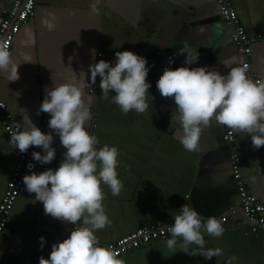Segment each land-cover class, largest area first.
Returning <instances> with one entry per match:
<instances>
[{"label": "crops", "instance_id": "obj_1", "mask_svg": "<svg viewBox=\"0 0 264 264\" xmlns=\"http://www.w3.org/2000/svg\"><path fill=\"white\" fill-rule=\"evenodd\" d=\"M13 1L0 0V21ZM233 2L248 33L262 34L252 44L248 75L264 81V0ZM99 7V13H94L89 0H37L35 14L22 24L13 43L12 54L20 62L19 79L7 81L0 72V94L13 122L21 125L29 116L42 131H52L50 114L37 111L45 89L71 81L74 75L79 81L81 70L85 71L84 99L91 111L86 127L100 141L97 148L105 143L118 147L117 173L123 184L118 196L101 185L111 223L97 230L99 241L107 245L140 226L174 220L186 203L201 217H226L220 237L204 233L205 247H220L222 254L210 260L189 255L180 250L179 238L177 247L169 249V235L121 255L125 264H227L233 255L237 257L233 264H264V228L254 231L244 221L232 170V154L237 152L248 190L264 203V145L256 149L250 135L213 122L204 127L198 150H186L177 138L181 134L178 121H171L175 102L156 87L166 67L184 63L187 53H180L179 48L199 53L191 67L215 66L226 73L229 69L220 61L245 63L247 57L237 50L233 29L223 20L219 4L216 0H104ZM48 14H54L56 21L51 31L41 23ZM28 29L35 33L34 44L25 43ZM124 49L147 57L151 66L145 113L124 114L112 101V93L102 98L101 77L97 75L94 84L90 79L91 63L114 61L115 52ZM228 131L235 134V142L225 140ZM53 135L56 155L48 165L57 168L66 148L59 135ZM19 158V150L0 122V201ZM34 197L25 186L19 193L0 239V264H39L41 255L49 256L54 242L70 234L72 225L46 215L43 203L34 202ZM41 236L45 237L43 248Z\"/></svg>", "mask_w": 264, "mask_h": 264}, {"label": "clouds", "instance_id": "obj_2", "mask_svg": "<svg viewBox=\"0 0 264 264\" xmlns=\"http://www.w3.org/2000/svg\"><path fill=\"white\" fill-rule=\"evenodd\" d=\"M103 2L89 0V9L99 13ZM41 23L49 31L56 28L54 14L42 17ZM27 33L29 39L25 43L34 44L35 33L31 29ZM91 52L95 57L96 50ZM179 52L187 53L184 63L176 68L166 67L156 87L162 96L171 97L175 102L171 121H178L181 134L177 138L181 145L188 151H197L204 127L213 122L250 135L256 149L264 145V81L253 80L248 75L247 63L233 65L231 61H220L229 69L222 73L215 66L191 67L199 57L195 50L184 47L179 48ZM25 61L32 60L26 58ZM171 63L173 58L170 57ZM19 64L10 49L0 43V72L4 79L18 80ZM150 67L147 57L131 49L117 50L114 61L100 59L89 65L90 79L94 84L97 75L101 77L102 98L108 99L112 93V101L124 114L131 110L145 113L149 107L151 81L147 76ZM86 76L81 70L79 81L74 75L71 81L45 89L37 111L50 114L48 128L52 131H42L27 116L10 138L21 153L30 146H40L42 150L33 151L32 157L41 164L55 158L53 133L59 135L66 148L57 168L30 171L22 178L26 190L35 193L34 202L43 203L46 215L74 225L66 238L52 244L48 257L40 256L39 264H125L111 246L100 243L96 234L111 223L103 205L105 193L101 185H107L112 195L118 196L123 184L117 173L118 147L105 143L97 148L100 141L86 127L91 118L90 105L84 99ZM34 167L28 164L29 169ZM224 230L216 215L202 220L200 212L185 203L169 226L167 247L175 249L179 238L181 251L210 260L220 256L222 248H206L204 233L220 237ZM39 239L43 248L45 237ZM193 244L197 247L190 249L189 245ZM236 259L235 255L229 257L227 264H233Z\"/></svg>", "mask_w": 264, "mask_h": 264}, {"label": "built area", "instance_id": "obj_3", "mask_svg": "<svg viewBox=\"0 0 264 264\" xmlns=\"http://www.w3.org/2000/svg\"><path fill=\"white\" fill-rule=\"evenodd\" d=\"M216 1L219 4L220 14L223 20L233 29L232 39L236 48L247 57L245 63L248 64V69H250L251 63L249 56L252 50V44L257 39L262 38V34L254 36L248 33L238 15L233 0ZM36 5L37 0H14L12 6L9 8L8 14L0 21V43L6 45L11 52L13 51V43L16 35L19 33L22 24L35 14ZM255 80L262 81L261 78H256ZM0 122L5 127L10 138L11 135L18 130V125L13 122L12 115L9 113L8 106L1 97V94ZM225 140L229 143H233L236 140V136L232 131H228L225 135ZM33 151H39V149L36 146H30L26 152H20V158L13 170L10 180L8 181L5 194L0 201V239L4 234L8 215L13 209L19 193L25 186L22 179L23 176L30 171L39 172L50 167L48 163L41 164L39 161L34 160L32 157ZM232 162L233 175L236 178L239 187L241 210L244 221L250 224L254 231H257L259 228H264V203L248 190L242 177L240 159L237 152H233ZM29 163L33 164L35 167L29 169ZM201 218L202 220L207 219V217ZM218 219L224 225L226 217L222 216L218 217ZM172 223H174V220H168L165 222L157 221L150 225L140 226L134 232L122 236L107 245L111 246V248L121 256L144 244L169 236V226ZM72 227H74V225H72Z\"/></svg>", "mask_w": 264, "mask_h": 264}]
</instances>
